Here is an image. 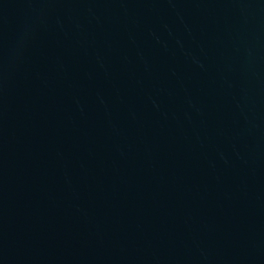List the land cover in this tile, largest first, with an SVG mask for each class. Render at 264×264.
<instances>
[{
  "label": "water",
  "instance_id": "95a60500",
  "mask_svg": "<svg viewBox=\"0 0 264 264\" xmlns=\"http://www.w3.org/2000/svg\"><path fill=\"white\" fill-rule=\"evenodd\" d=\"M0 264H264V0H0Z\"/></svg>",
  "mask_w": 264,
  "mask_h": 264
}]
</instances>
